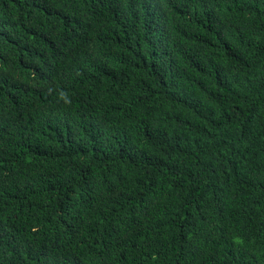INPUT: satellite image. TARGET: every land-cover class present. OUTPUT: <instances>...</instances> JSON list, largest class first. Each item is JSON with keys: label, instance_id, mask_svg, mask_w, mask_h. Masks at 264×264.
Here are the masks:
<instances>
[{"label": "trees", "instance_id": "obj_1", "mask_svg": "<svg viewBox=\"0 0 264 264\" xmlns=\"http://www.w3.org/2000/svg\"><path fill=\"white\" fill-rule=\"evenodd\" d=\"M0 264H264V0H0Z\"/></svg>", "mask_w": 264, "mask_h": 264}]
</instances>
